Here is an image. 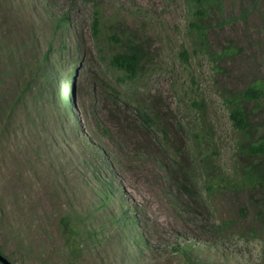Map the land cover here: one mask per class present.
<instances>
[{
  "label": "rangeland",
  "instance_id": "rangeland-1",
  "mask_svg": "<svg viewBox=\"0 0 264 264\" xmlns=\"http://www.w3.org/2000/svg\"><path fill=\"white\" fill-rule=\"evenodd\" d=\"M94 1L104 21L100 38L91 28ZM94 1L0 0V75L5 53L28 41L31 29L36 45L21 54L33 62L50 40L51 20L66 16L52 59L77 62L74 80H59L62 90L75 88L71 109L80 119L64 138L53 123L58 97L35 88L0 134V253L13 264H186L177 246L192 242L215 264H264V231L216 227L237 216L243 195L216 190L203 204L198 159L193 173L201 199L185 195L180 174L191 169L195 132L207 133L200 142L222 173L235 167L238 134L222 92L264 82V0H224L208 6L206 17L194 15L198 6L187 0ZM118 19L151 46L149 71L136 83H123L109 63L116 48L108 34ZM193 23L206 29L204 37ZM61 38L65 53L57 48ZM138 95L148 106L155 102L166 132L135 127ZM97 176L116 189L106 202ZM128 211L135 224L120 219ZM66 216L80 235L73 248Z\"/></svg>",
  "mask_w": 264,
  "mask_h": 264
},
{
  "label": "trees",
  "instance_id": "trees-1",
  "mask_svg": "<svg viewBox=\"0 0 264 264\" xmlns=\"http://www.w3.org/2000/svg\"><path fill=\"white\" fill-rule=\"evenodd\" d=\"M223 1L187 0L189 5L198 6L194 11V15L198 17H206L209 15L205 10L208 6H220ZM65 22L66 16L51 20L49 23L51 28L50 40L40 55L34 57L33 62L21 53L23 51L28 52L30 45H36L35 36L32 34L34 29L29 32L28 41L13 46L5 53L6 60L3 62L4 68L0 75V84L4 85V89L0 91V134L5 133L11 122L17 121L21 109L26 107L29 93L35 88L41 92L49 91L54 99L58 97L60 112L56 116V122L53 120V123L58 125L64 138L66 137L65 131L78 127L80 119L76 118L71 109L76 106L75 88L69 86L62 90L59 80L61 75L68 76L70 81L74 80L77 74V62L72 60L68 65H65L61 59L57 63L53 62L52 59L55 51L53 39L56 36L59 38L62 36L60 31ZM193 25L204 37L206 29L198 23H193ZM127 26L126 22L118 19L115 27L108 34V38L116 48L109 57V63L121 72L120 80L123 83H136L144 78L149 71L148 67L152 63L151 46H148L145 40L136 33L130 31ZM103 27L104 21L101 11L98 3L94 1L91 28L95 38L101 37ZM61 39L62 41L57 48L61 46V53H65L68 46L64 38ZM206 45H208L207 42ZM75 51H80V44L75 46ZM222 95L229 110L232 127L238 134L235 167L228 176L222 173V168L214 158L215 154L208 151V147L200 142L201 139L208 138L207 133L195 132L191 139L195 145L194 149L187 151L191 169L185 167L184 171L180 173L183 175L181 187L185 190V195L191 197V200L202 198L203 195H200L198 183L193 173V163L197 158L198 164L201 165L199 167L204 172L203 186L206 194L201 200L203 204L211 199V194L216 190L226 191L234 196L243 195L237 207V216L221 220L216 226L217 229L224 231L233 224L240 223L249 232L259 235L264 231V82L252 81L243 88L225 87ZM140 97L139 95L135 97V127L148 132H158L159 130L166 132V129L157 120L160 115L155 107V102L152 101V106H148ZM29 112L26 109L22 114L26 115L25 118L30 119ZM52 118L55 117L52 116ZM104 130L107 133L110 131L106 127ZM100 151L104 152L103 149ZM86 164L90 166L87 160ZM181 167L183 169V166ZM92 169L93 172H96L94 167ZM101 180L98 177L94 184L95 188L101 187L104 194L101 196V200L106 202L115 194L116 189L113 183H104ZM189 202L188 208L192 212H196L195 207ZM70 219V216H66L62 221L65 232L69 233L66 243L73 248L71 242L77 241L80 235L76 225H72ZM120 219L125 224H135L137 221L136 215L129 211L122 213ZM196 247L192 242L177 246V250L181 253L186 264H215L209 257H201L196 251ZM76 248L78 247L75 246L74 249ZM0 264L2 263L0 262Z\"/></svg>",
  "mask_w": 264,
  "mask_h": 264
},
{
  "label": "water",
  "instance_id": "water-1",
  "mask_svg": "<svg viewBox=\"0 0 264 264\" xmlns=\"http://www.w3.org/2000/svg\"><path fill=\"white\" fill-rule=\"evenodd\" d=\"M0 262L2 264H13L4 254L0 253Z\"/></svg>",
  "mask_w": 264,
  "mask_h": 264
}]
</instances>
